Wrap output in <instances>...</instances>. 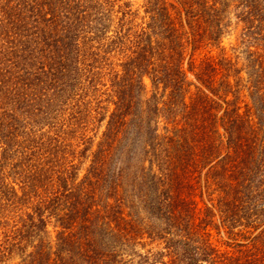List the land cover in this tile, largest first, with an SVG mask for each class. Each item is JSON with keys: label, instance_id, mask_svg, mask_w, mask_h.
I'll return each mask as SVG.
<instances>
[{"label": "trees", "instance_id": "trees-1", "mask_svg": "<svg viewBox=\"0 0 264 264\" xmlns=\"http://www.w3.org/2000/svg\"><path fill=\"white\" fill-rule=\"evenodd\" d=\"M133 6L0 0V264H264V0Z\"/></svg>", "mask_w": 264, "mask_h": 264}, {"label": "rangeland", "instance_id": "rangeland-1", "mask_svg": "<svg viewBox=\"0 0 264 264\" xmlns=\"http://www.w3.org/2000/svg\"><path fill=\"white\" fill-rule=\"evenodd\" d=\"M133 2V7L138 8L142 5L143 0H132ZM240 35V27L236 22L233 23L232 29L228 35L224 38V44L227 47V50L229 53H233L234 50H232V45H238V37ZM189 77L193 79V75L189 74ZM149 82V80H147ZM200 199V198H199ZM204 199L207 201V196L204 195ZM200 205L203 206V203L200 202ZM10 226L14 224L13 220L10 222ZM15 228V227H14ZM49 229L51 231H54V226H53V220L49 223ZM3 237V235L0 236V239ZM212 239L213 241L218 244L219 246H222L223 248H227V243H230L231 240L228 238V233L222 229L220 232L217 229L212 230Z\"/></svg>", "mask_w": 264, "mask_h": 264}]
</instances>
